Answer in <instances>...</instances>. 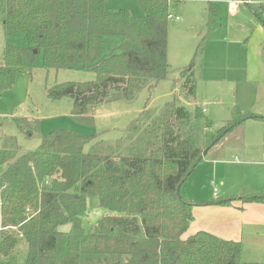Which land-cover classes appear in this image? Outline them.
<instances>
[{
	"label": "trees",
	"instance_id": "1",
	"mask_svg": "<svg viewBox=\"0 0 264 264\" xmlns=\"http://www.w3.org/2000/svg\"><path fill=\"white\" fill-rule=\"evenodd\" d=\"M184 1L139 0L144 16H135L127 9L107 11L105 0H0L7 39L0 87L13 84L24 58L31 63L40 53L46 70L90 71L92 79L57 83L48 95L70 97V116L93 125L99 104L131 101L167 77L170 5ZM207 3L210 29L217 11ZM250 11L264 26V4ZM11 33L22 34L26 46L9 42ZM203 41L179 70L190 99L200 79ZM249 117L264 118L232 114L215 130L201 106L190 111L173 99L158 108L145 105L113 140L56 128L40 137L35 150L19 154L14 138L6 139L0 148V254H14L23 241L24 264H264L244 261L240 241L204 230L184 235L196 203L182 192L183 183L203 153ZM241 197L264 201V192ZM91 198L101 214L88 222Z\"/></svg>",
	"mask_w": 264,
	"mask_h": 264
},
{
	"label": "rangeland",
	"instance_id": "2",
	"mask_svg": "<svg viewBox=\"0 0 264 264\" xmlns=\"http://www.w3.org/2000/svg\"><path fill=\"white\" fill-rule=\"evenodd\" d=\"M210 1L217 11V18L210 29L205 22L207 0H187L185 3L170 5V13L178 17L169 18L167 27L170 72L153 87L142 88L131 101L119 100L96 106L92 110L94 124L87 126L95 129L98 139L119 138L122 130L145 105L158 108L173 99L190 111L195 105L204 107V111L208 110L207 116L215 130L232 114L236 117L242 113L264 116V28L247 32V25L256 21L250 7L264 4V0ZM104 8L110 12L127 9L135 16H144L139 0H105ZM202 37V78L197 82L194 99H190L182 92L179 70L188 64ZM8 39L13 44L26 46V40L20 33H11ZM223 39H227L230 49L219 60L223 61L218 75L213 76L219 61L214 58V52L209 47ZM6 42L0 20V63ZM14 75L10 87H0V148L5 145L6 139L13 137L12 144L19 154L30 152L39 146L40 137L49 130H72L70 125L78 124L70 116L72 99L66 96L51 98L48 88L61 82L90 80L93 78L92 72L80 68L46 70L40 53L31 63L24 58ZM205 76L210 77L204 79ZM246 76L251 81L248 82ZM19 122L25 130L19 128ZM35 122L38 123L36 128ZM235 133V136L223 139L224 160L213 161L208 156L199 162L182 185L184 195L193 194L197 198L206 199L204 195L208 192L212 194L214 187L218 197L222 194L238 197L264 192V118H247ZM237 136L242 139H236ZM239 142L242 148L235 146ZM238 205L242 206L240 211L248 219L251 209L247 205L250 202L241 201ZM100 214L97 199L91 198L87 221L93 222ZM237 239L241 241L246 260L264 261V233H243ZM26 251V244L19 241L14 254L8 257L0 254V263L11 260L14 264H24Z\"/></svg>",
	"mask_w": 264,
	"mask_h": 264
},
{
	"label": "crops",
	"instance_id": "3",
	"mask_svg": "<svg viewBox=\"0 0 264 264\" xmlns=\"http://www.w3.org/2000/svg\"><path fill=\"white\" fill-rule=\"evenodd\" d=\"M186 1H184L183 3H185ZM233 1L240 2V0H233ZM206 15H205V22H206ZM255 20L256 21H254L253 23L247 25V32H251L254 29H258V28H264V26L257 21L256 17ZM207 44L205 46V53L207 51ZM229 49H230V45H228L227 39L219 40L216 44L210 45L209 47V50H212L214 52V58H216L217 61H219L222 56H226ZM203 57H204V48H203V55H202V62L200 69V79L202 78ZM228 58H230V60L232 59V57H228ZM222 61H219V66L217 67L216 73L213 76L218 75L219 70L221 69ZM208 77L205 76L204 79ZM246 80L249 82L251 81V78L249 76H246ZM196 87H197V83H196ZM117 101H112V102L115 103ZM202 108L204 114L207 116L208 110L204 111V107ZM70 126L72 130L87 136L93 135V133L95 132V129L92 128L91 126L83 125L80 123L74 126L73 125ZM236 129L233 130L231 133H229L226 136V138L228 136H235ZM236 139L241 140L242 138L240 139V137L237 136ZM223 142L224 140L220 144L211 148L205 154L204 158L210 156V159L213 161L224 160ZM235 146H238V148H242L240 142L238 144L235 143ZM218 195H219L218 191L215 196L213 195V191L212 194L208 192L206 196L204 195V197L207 198L204 199L199 197L197 198L193 194H185V196L189 200L196 203L192 209L193 220L190 223L188 230L185 232L184 234L185 236L191 235L199 230H204L222 239L239 241L237 238L239 236H242L243 233H260V232L264 233L262 231V229L264 230V201H248L250 202V205H247V208H250L251 212H250V217L248 219H245L246 214H243V212L240 211V209H242V206L238 205V202L241 201L245 202L241 197L242 195L238 197L232 195V197L234 198L230 200L228 203L212 204L211 201L215 199L231 197L229 195L223 196V194L220 197H218ZM201 202L203 203L201 204ZM241 257L243 258V260L249 261L246 260L247 259L246 257H244L242 250H241Z\"/></svg>",
	"mask_w": 264,
	"mask_h": 264
},
{
	"label": "built area",
	"instance_id": "4",
	"mask_svg": "<svg viewBox=\"0 0 264 264\" xmlns=\"http://www.w3.org/2000/svg\"><path fill=\"white\" fill-rule=\"evenodd\" d=\"M169 17H170V18H171V17H174L175 19H178L177 16H174V15H172V14H171ZM216 194H217V189H216V188H213V195L215 196Z\"/></svg>",
	"mask_w": 264,
	"mask_h": 264
},
{
	"label": "water",
	"instance_id": "5",
	"mask_svg": "<svg viewBox=\"0 0 264 264\" xmlns=\"http://www.w3.org/2000/svg\"><path fill=\"white\" fill-rule=\"evenodd\" d=\"M206 153H207V152L205 151V152L203 153V155L205 156Z\"/></svg>",
	"mask_w": 264,
	"mask_h": 264
}]
</instances>
